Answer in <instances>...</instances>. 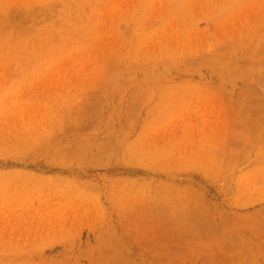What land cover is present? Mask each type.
Instances as JSON below:
<instances>
[{
	"label": "rangeland",
	"instance_id": "1",
	"mask_svg": "<svg viewBox=\"0 0 264 264\" xmlns=\"http://www.w3.org/2000/svg\"><path fill=\"white\" fill-rule=\"evenodd\" d=\"M0 264H264V0H0Z\"/></svg>",
	"mask_w": 264,
	"mask_h": 264
},
{
	"label": "bare ground",
	"instance_id": "2",
	"mask_svg": "<svg viewBox=\"0 0 264 264\" xmlns=\"http://www.w3.org/2000/svg\"><path fill=\"white\" fill-rule=\"evenodd\" d=\"M259 143V142H258ZM257 144V143H256ZM256 148H257V145H252V148L251 149H253V150H256ZM255 161H257V160H255Z\"/></svg>",
	"mask_w": 264,
	"mask_h": 264
}]
</instances>
